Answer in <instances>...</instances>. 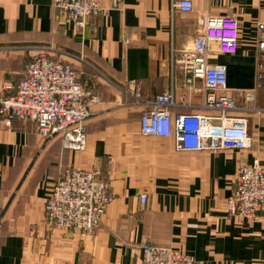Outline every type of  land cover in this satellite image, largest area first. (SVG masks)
<instances>
[{"label": "crops", "instance_id": "crops-1", "mask_svg": "<svg viewBox=\"0 0 264 264\" xmlns=\"http://www.w3.org/2000/svg\"><path fill=\"white\" fill-rule=\"evenodd\" d=\"M191 1L192 12L182 14L171 12L172 0H123L118 8L105 0L79 28L57 16L53 0H0V98L14 93L4 87L16 86L39 50L73 67L99 98L79 151L65 149L59 136L41 137L30 122L6 126L0 115V264H141L144 244L175 247L198 264H264V217L234 216L225 204L240 164L264 162V88L250 104L242 94L256 88L264 0ZM222 16L238 22V49L209 61L227 68V88L241 106L234 115L247 120L251 148L177 151L173 137L141 135L136 89L147 98L174 89L186 105L172 116L211 114L201 92L182 89L172 57L193 42L203 17ZM68 167L99 170L110 186L112 202L84 238L45 224V202Z\"/></svg>", "mask_w": 264, "mask_h": 264}, {"label": "built area", "instance_id": "built-area-1", "mask_svg": "<svg viewBox=\"0 0 264 264\" xmlns=\"http://www.w3.org/2000/svg\"><path fill=\"white\" fill-rule=\"evenodd\" d=\"M105 0H53L57 16L84 28L89 18L102 12ZM118 8L123 0H107ZM191 0H172L171 12L191 13ZM239 25L229 16L203 17L193 42L172 57V68L181 72L182 89L202 93L201 107L207 113H181L172 116L171 109L185 106L184 98L177 102L173 90L142 97L138 89L132 95L142 105L139 132L143 136L173 137L177 151L246 150L252 146L247 120L234 115L241 108L227 88V68L210 63L214 55H233L238 49ZM258 59L256 88L242 90L245 104L254 102L256 89L264 88V23L258 24ZM215 46V50L211 48ZM201 86L198 87L197 83ZM8 97L0 98V115L6 126L13 121L32 123L44 138L59 136L67 150H84L86 122L91 107L98 103L96 93L86 88L77 72L68 64L49 58L39 50L26 63L23 76ZM248 110L259 111L252 106ZM148 195H139L145 205ZM112 202L110 186L99 170L65 168L51 189L44 205L48 228L62 233H74L80 238L91 236L99 226ZM229 214L246 219L264 217V162L253 159L238 168L235 188L226 199ZM1 229V223H0ZM141 264H198L195 258L170 246H142Z\"/></svg>", "mask_w": 264, "mask_h": 264}]
</instances>
